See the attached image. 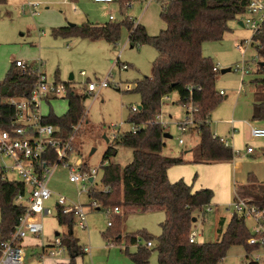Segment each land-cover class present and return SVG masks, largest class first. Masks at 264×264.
I'll use <instances>...</instances> for the list:
<instances>
[{
  "label": "rangeland",
  "instance_id": "1",
  "mask_svg": "<svg viewBox=\"0 0 264 264\" xmlns=\"http://www.w3.org/2000/svg\"><path fill=\"white\" fill-rule=\"evenodd\" d=\"M169 1L134 0L129 7L125 6L129 0H114L111 4L93 3L88 0H7V3L0 4V82L15 60H22L34 69L38 63H43L41 70L49 81L58 79L61 83H69L74 91L82 96L86 121L75 138L74 144L78 149L69 164L73 166L80 160L81 164H86L90 170H98L95 182L98 190L103 189L100 182L103 172L101 166L109 147L117 149V155L112 159V163L124 168L133 161L134 150L117 146L115 136L131 130L132 124L129 122L131 110L141 105L140 96L134 92L136 83L152 76L153 64L158 56L152 45L131 48L130 33L124 22L134 20L142 25L150 36H157L166 29L162 12L164 3ZM30 5L35 6V16ZM110 16H113V20H110ZM239 21L238 18L229 23L231 31L222 41L205 42L202 45L203 56L210 59L219 69L216 79L217 92L224 91L227 94L211 113V132L225 137L228 132L230 134L231 121L235 122L238 128L231 140V146L237 152L236 161L229 165L232 174L227 182L217 179L219 174L222 177L224 174L220 169L223 167L221 164H185L174 166L168 172L169 181L172 183L184 180L190 186L194 184L195 190L203 184L214 192L212 211L205 219L194 222L198 243L220 240L218 233L220 220L226 221L224 227L226 229L236 213L234 188L236 190L238 186L246 185L250 178L264 183V139L250 136V128L258 126L252 121V116L257 91L254 81L260 76L257 74L258 71H255L242 78L240 72L236 70L243 57L252 60L254 56H258V49L254 43L243 55L244 50L239 49V45L252 40L253 34L249 29L240 26ZM110 22L122 25L120 40L116 45L103 40L95 41L80 37L56 38L52 34L53 29L69 24L82 26L85 23H92L103 26ZM122 64L127 65L128 69L123 70ZM224 69L231 71L223 74ZM82 73L86 76H82ZM71 75L74 76L72 80ZM105 79L110 82L108 88L98 95L97 92L94 96L88 95L84 86L87 81L98 83ZM242 81L245 89L243 93L239 92ZM117 84L121 85V90L116 88ZM128 84L132 87L130 91L124 88ZM68 107V98L52 99L49 103L44 102L42 113L45 118L50 114L63 117L68 112ZM161 111L167 123L162 155L192 158L191 150L196 149L200 143V134L196 126H192V131L178 130V123L185 120L187 110L179 103L177 93L163 100ZM180 140L183 141L182 144L179 143ZM248 146L254 149V154H246ZM49 188L53 196L45 206L52 209V215L44 218V234L40 239L28 243L29 240L35 239L28 237L24 241L23 247L27 255L25 264H44L50 260L36 258L34 255L41 252L40 248H32L30 244L36 242L51 246L55 243L57 234L63 236L68 232L66 227L58 223L56 206L58 196L65 197L72 205H82L86 210L87 229L81 230L75 224L73 234L79 240L82 249L90 248L91 251L77 258L76 264H137L130 257V254L137 251V246L130 245L126 236L147 233L158 238L162 233L161 224L166 218L164 212H134L123 219L120 235L122 240L110 246L109 242L112 241L107 239L105 234L114 229L108 225L111 221L114 224V220L107 217L105 210L92 208L88 192L79 195L80 185L70 182L69 170L60 167L55 172ZM197 216L198 214L195 215V219H198ZM1 220L0 211V223ZM255 224L254 218H246V226L251 233ZM152 242L155 243V240ZM143 244L145 245V242ZM261 256L262 251L247 254L244 247L233 246L221 264H253ZM61 258L64 260L59 262L61 264H67L71 260L68 252ZM149 264H158L156 251L152 253Z\"/></svg>",
  "mask_w": 264,
  "mask_h": 264
},
{
  "label": "trees",
  "instance_id": "2",
  "mask_svg": "<svg viewBox=\"0 0 264 264\" xmlns=\"http://www.w3.org/2000/svg\"><path fill=\"white\" fill-rule=\"evenodd\" d=\"M5 3L7 0H0V4ZM247 7V0H170L164 3L162 12L166 29L157 36H150L142 25L135 27L131 20L124 22L130 33L131 45H152L158 56L153 64L152 76L139 80L134 89L141 98L142 108L137 112L131 110L129 122L140 130L136 135L128 131L115 138L117 146L134 150L133 161L124 168L112 163L117 149L109 147L102 164L100 182L103 189L98 190L94 184L88 195L99 211L115 208L122 210L120 216H111L114 224L111 221L110 227L114 229L105 234L113 244L122 240L121 227L127 215L149 211L165 213V221L161 224L162 233L158 238L147 233L126 236L130 245L137 246V251L130 254L137 264H149L154 251L158 253V264H221L233 246L244 247L247 254L260 250L257 246L248 245L253 232L248 230L246 218L237 212L226 229V221L220 220L218 242L190 243L195 215L198 214L197 222L205 219L209 213L207 209L212 205L214 192L210 189L194 192L193 187L184 180L175 183L169 181V170L188 162L182 158L163 156L165 129L159 124H150L161 114L164 98L177 93L183 107L187 108L192 104L198 109L195 119L200 143L194 149L193 163L215 164L235 160L237 153L231 147H226L210 129L211 113L221 103L223 96L216 90L219 71H214L212 61L203 56L202 45L205 42L222 41L231 31L229 23L241 19ZM121 28V24L112 22L103 26L85 23L82 26L53 29L52 34L56 38L80 37L116 45L120 40ZM254 40L259 43L257 49L263 65L257 72L260 77L254 81L257 91L252 120L264 122V27ZM33 71V66L21 69L13 63L0 82V114L5 118V123L14 115V109L6 101L31 95L36 82ZM56 82L60 81L56 79ZM66 84L69 87L68 112L63 117L50 114L45 120L47 124L59 129V135L65 139L70 137L73 127L85 116L82 96L69 83ZM85 121L86 118L84 123ZM80 131L81 129L77 135ZM73 148L77 151L78 146L74 144ZM82 167L85 171H90L86 164H82ZM23 191L22 183L0 179L2 239H8L12 227L20 222L22 207L16 206L14 200ZM239 199L248 200L249 205L264 211V183L250 178L246 185L236 189L235 201ZM57 219L59 225L68 230L63 236H58L71 257L67 264H76V259L84 256L85 252L73 234L76 224L74 215H64L61 208H58ZM262 224L264 225V217ZM148 242H152L153 246L148 247Z\"/></svg>",
  "mask_w": 264,
  "mask_h": 264
},
{
  "label": "built area",
  "instance_id": "3",
  "mask_svg": "<svg viewBox=\"0 0 264 264\" xmlns=\"http://www.w3.org/2000/svg\"><path fill=\"white\" fill-rule=\"evenodd\" d=\"M93 3L111 4L114 0H88ZM130 0L125 4L129 7ZM248 7L245 14L241 17L243 27L249 29L252 34V40L245 41L239 45V49L244 50L243 55L248 47L257 44L254 37L258 36L264 27V0H247ZM30 8H35L30 5ZM34 15V14H33ZM110 20H113L111 16ZM134 25L138 23L134 20ZM44 34V33H43ZM262 61L260 56H254L252 60H247L243 57L240 65H237L236 70L240 72L241 77L250 75L261 68ZM15 64L18 68L26 69L29 66L22 60H16ZM43 63H38L37 68L33 73L36 76V82L32 89L31 95L25 98L8 99L6 101L14 109V115L10 121H6L0 114V179L2 181L20 182L24 185V191L17 195L14 200L16 206L22 207V217L20 222L12 227L8 239L0 237V264H25L26 252L23 247L24 241L28 237L40 239L44 234V218L52 215V209L46 208L45 204L49 201L53 193L49 188L50 182L55 175V172L63 167L70 172V182L80 185L79 195L89 193L96 182L98 170L91 169L85 171L81 161L78 160L72 166L70 160L77 151H74L73 145L77 133L84 124L83 120L73 127V133L68 138H63L59 135L60 131L51 124L45 122L46 118L42 113V106L49 103L52 99L68 98L69 87L66 83L49 81L47 75L42 72ZM122 69H128L127 65L122 64ZM214 71H219L215 66ZM86 76L85 73L81 74ZM88 95L94 96L95 92L100 93L102 90L110 86L108 79L98 83L87 81L84 84ZM121 90V85H116ZM127 91L131 90V85L124 87ZM245 89L241 85L239 92H244ZM220 95L224 96L225 92L220 91ZM138 107H133L132 111L137 112ZM187 116L184 121L178 123V130L186 132L192 126H196L195 115L198 109L190 104L187 108ZM150 124H159L164 129L167 128L162 114L158 115L154 122ZM140 128L132 126L131 132L136 135ZM250 135L255 139H264V127H251ZM116 138V136H115ZM220 141L229 147V142L225 138H220ZM183 143L182 140L179 141ZM247 154H253L254 149L248 147ZM103 165L101 166V168ZM93 180V181H91ZM56 206L61 208L64 215H74L75 223L81 230L87 229V215L85 207L82 205H72L63 197L58 196ZM92 208L98 210L96 203H92ZM212 211L211 206L207 209ZM234 211L244 216L245 218H254L256 224L253 230V236L248 240V245L257 246L262 251V256L257 258L254 263L264 264V225L262 220L264 211H260L255 206L249 205L248 200L239 199L234 204ZM121 210H106V215L111 219L112 215H120ZM111 225V222L108 224ZM190 243L197 242V233L192 231ZM109 245H114L109 242ZM148 247H152L153 243L148 242ZM42 252L39 258H61L67 248L63 245L62 240L57 237L55 243L50 247H41ZM90 248H84L85 253H90Z\"/></svg>",
  "mask_w": 264,
  "mask_h": 264
},
{
  "label": "crops",
  "instance_id": "4",
  "mask_svg": "<svg viewBox=\"0 0 264 264\" xmlns=\"http://www.w3.org/2000/svg\"><path fill=\"white\" fill-rule=\"evenodd\" d=\"M32 14H34V16L36 15V12H34V9H33V11H32ZM113 17V16H112ZM110 18H111V16H110ZM242 21V18L240 19V21H239V23ZM89 22V21H88ZM240 25V24H239ZM241 26V25H240ZM129 43H130V35H129ZM131 44V43H130ZM134 46H132L131 45V48H133ZM16 61V60H15ZM15 61L13 62V63H15ZM71 76H73V75H71ZM73 79H74V76H73ZM243 80V79H242ZM89 82H91V81H89ZM244 84V81H242V85ZM241 87V86H240ZM243 93V92H242ZM256 93V92H255ZM227 96V94H226V92H225V95L223 96V97H226ZM165 99V98H164ZM161 113H162V111H161ZM162 116H163V114H162ZM186 116H187V112H186ZM253 117V116H252ZM165 118V117H164ZM210 121L212 122V117H210ZM253 121V120H252ZM211 122H210V124H211ZM254 122V121H253ZM255 123H257V125L258 126H253V127H264V122H255ZM229 125H231V127H230V134H229V132H228V134L225 136V137H223V136H220V135H215V136H217V137H220V138H225V139H227L228 140V142H229V147H231L232 148V146H231V140L233 139V137L236 135V133H237V131H238V128L236 127V125H235V122H233V121H231V122H229ZM197 129V128H196ZM193 130V128H190L189 129V131H192ZM251 136V135H250ZM199 145V144H198ZM197 145V146H198ZM196 146V147H197ZM248 147H250V146H248ZM248 147L246 148V151H247V149H248ZM233 149V148H232ZM234 150V149H233ZM236 152V151H235ZM191 153H192V158H190V159H187V158H185L184 160L186 161L187 160V164H194L193 163V161H194V149L193 150H191ZM237 153V152H236ZM246 154H247V152H246ZM254 154V153H253ZM250 155H252V154H250ZM183 159V158H182ZM236 161V158H235V160L234 161H232V162H224V163H215V164H202V165H220V166H223V167H220V169H222L221 170V172H224V174H223V177L221 176V174H219L218 175V177H217V179H222L223 181L222 182H227L228 180H229V178H230V176H231V167H229V165H231V164H233L234 162ZM189 175V174H188ZM172 181H174V180H172ZM189 182V181H188ZM189 184V183H188ZM240 186H242V185H240ZM192 187H193V191L194 192H197V191H200V190H203V189H207L206 187H204L203 186V184L199 187V188H197V190H195V187L196 186H194V184L192 185ZM228 187V186H227ZM227 189H229V187L227 188ZM234 191L236 192V190H235V188H234ZM235 198H236V194H235ZM235 200V199H234ZM226 225V224H225ZM60 234H58V236H59ZM57 236V237H58ZM37 241L38 240V238H36V239H31V240H29V242L28 243H30V242H32V241ZM45 246V244L44 243H32V244H30V247H32V248H40V251L42 252V249H41V247L42 246ZM52 246V245H51ZM45 247H50V246H45ZM41 252L40 253H38L37 255H34L36 258H38V259H41V258H39V254H41ZM85 255H86V253H85ZM47 259H50L49 261H47V263H44V264H52V262H54V264H61V263H59V262H64V260L62 259V258H47ZM41 260H46V259H41ZM52 260V261H51ZM53 260H56V262L55 261H53ZM49 262V263H48Z\"/></svg>",
  "mask_w": 264,
  "mask_h": 264
},
{
  "label": "water",
  "instance_id": "5",
  "mask_svg": "<svg viewBox=\"0 0 264 264\" xmlns=\"http://www.w3.org/2000/svg\"><path fill=\"white\" fill-rule=\"evenodd\" d=\"M239 24L243 27L242 22H240ZM68 26L73 27V26H76V25L75 24H69ZM262 65H263V63H261V66ZM230 71H231V69H224V70H222V73L225 74V73H228ZM70 79L72 80L73 76H71ZM138 108L141 109L142 106L140 105ZM91 181H93V180H91ZM193 222H197V219L194 218ZM56 236H58V234Z\"/></svg>",
  "mask_w": 264,
  "mask_h": 264
}]
</instances>
